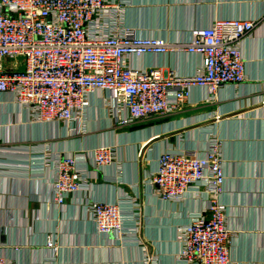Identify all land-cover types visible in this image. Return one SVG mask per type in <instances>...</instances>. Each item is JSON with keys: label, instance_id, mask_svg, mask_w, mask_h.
<instances>
[{"label": "crops", "instance_id": "0c3cea01", "mask_svg": "<svg viewBox=\"0 0 264 264\" xmlns=\"http://www.w3.org/2000/svg\"><path fill=\"white\" fill-rule=\"evenodd\" d=\"M111 1L120 7V25L169 43L188 41L191 29L215 19L258 20L240 44L246 81L224 85L212 99L206 89L193 87L173 115L122 129L109 117L102 91L90 93L88 107L66 126L33 120L9 92L0 93L1 254L11 264H186L178 260V229L205 209L208 195L189 192L180 202L163 201L153 195L149 177L164 151L203 155L216 139L226 176L219 200L231 231V264H264V2ZM200 62L179 49L127 58L132 67L158 69L164 76L195 73ZM100 145L114 147V159L95 169L93 150ZM46 153L75 156L86 193L53 205L55 169L42 163ZM93 201L120 204L121 239L96 232L84 204ZM48 239L56 247H47Z\"/></svg>", "mask_w": 264, "mask_h": 264}, {"label": "built area", "instance_id": "2783aa9c", "mask_svg": "<svg viewBox=\"0 0 264 264\" xmlns=\"http://www.w3.org/2000/svg\"><path fill=\"white\" fill-rule=\"evenodd\" d=\"M119 11L111 0H0V93L9 92L31 119L66 126L88 107L90 93L102 91L114 126L126 128L173 115L193 87L206 89L212 99L224 85L246 81L240 44L252 35L258 20L215 19L208 27L191 29L188 41L169 43L120 25ZM171 49L198 55L197 71L189 75L170 71L164 76L158 69L127 63L129 56ZM7 60L21 62V67H5ZM215 140H209L203 155L195 150L164 151L149 177L153 195L163 201L180 202L189 192L208 195L205 209L178 229V260L186 264H231V231L226 205L219 200L226 176ZM40 159L55 169L53 205L86 193L75 156L46 153ZM113 159L114 147L100 145L93 150L95 169ZM84 204L99 235L123 237L119 203ZM46 246L56 247L51 239ZM1 248L0 264H11Z\"/></svg>", "mask_w": 264, "mask_h": 264}, {"label": "rangeland", "instance_id": "374dc122", "mask_svg": "<svg viewBox=\"0 0 264 264\" xmlns=\"http://www.w3.org/2000/svg\"><path fill=\"white\" fill-rule=\"evenodd\" d=\"M120 129H122V128H120ZM215 141L217 142L218 145L220 144L218 140H215Z\"/></svg>", "mask_w": 264, "mask_h": 264}]
</instances>
